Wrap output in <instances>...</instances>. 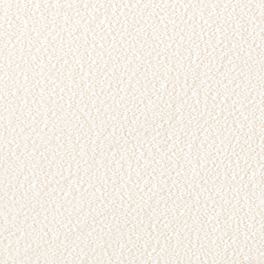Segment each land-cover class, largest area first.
Instances as JSON below:
<instances>
[{
    "label": "snow or ice",
    "instance_id": "6c2138e0",
    "mask_svg": "<svg viewBox=\"0 0 264 264\" xmlns=\"http://www.w3.org/2000/svg\"><path fill=\"white\" fill-rule=\"evenodd\" d=\"M0 264H264V0H0Z\"/></svg>",
    "mask_w": 264,
    "mask_h": 264
}]
</instances>
